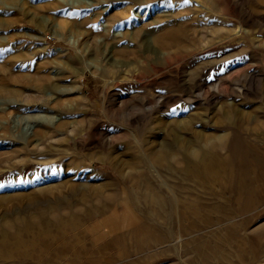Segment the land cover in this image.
I'll list each match as a JSON object with an SVG mask.
<instances>
[{
	"label": "rangeland",
	"instance_id": "374dc122",
	"mask_svg": "<svg viewBox=\"0 0 264 264\" xmlns=\"http://www.w3.org/2000/svg\"><path fill=\"white\" fill-rule=\"evenodd\" d=\"M1 184L0 264H264V0H0Z\"/></svg>",
	"mask_w": 264,
	"mask_h": 264
},
{
	"label": "bare ground",
	"instance_id": "6f19581e",
	"mask_svg": "<svg viewBox=\"0 0 264 264\" xmlns=\"http://www.w3.org/2000/svg\"><path fill=\"white\" fill-rule=\"evenodd\" d=\"M44 134H46V132ZM216 140L221 141L220 143L222 147L225 148V144H224L225 138L218 137ZM35 142H37L36 143L37 147L41 145L40 139L35 140ZM209 144L208 145H205L203 143L197 144L196 145L197 148L195 149V154L193 157H190L189 155L190 154L189 148L191 147L188 148L186 145H182L179 148L181 157H175L173 159L158 158L156 159V161L154 160L155 165L158 168H160L162 171L166 170L167 169L166 165L168 164L170 166L171 162L176 164L178 168H181V171L179 174L172 172L173 174L169 176L171 177L170 181L178 180L177 181L178 183L179 182L189 183V182L194 181L195 183L202 184V185L203 184L206 185L209 183L223 182L228 178L226 167L227 165H229L228 160L230 158L220 156L217 153L218 151L215 152L214 151L215 149L213 150L214 145H209ZM39 153L40 152H37V151L35 152V154H39ZM29 168H30L29 166L27 168L24 167L22 168V170L26 171ZM42 168L45 170L49 169L48 166L42 167ZM160 176H163V174H161ZM145 178H144V182H145ZM163 180H167V179L163 178ZM35 185L37 184H32V186H35ZM32 186H30L29 188H31ZM4 190H6V185L1 184L0 193L4 192ZM40 193L38 195H40ZM166 206L168 207V209ZM158 209H159V213L161 212L165 215H169L173 213V206L164 201H160L158 203ZM167 210H169V212H167ZM157 213H158V210H157ZM149 217L151 216H147V217L144 216L145 219ZM134 223L135 221L132 222V224ZM40 235H41L40 228L36 225L35 222H32L30 220H26V221L24 220V222L19 221V223H13V224H5L3 226L0 225V249L7 250V247H10V248L13 247L12 249L18 250L21 247H30L31 245H33L34 240H36ZM20 257L25 259V258H28V255L23 254V255H20Z\"/></svg>",
	"mask_w": 264,
	"mask_h": 264
}]
</instances>
